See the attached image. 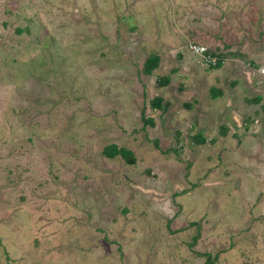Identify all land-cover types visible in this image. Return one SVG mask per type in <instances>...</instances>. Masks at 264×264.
<instances>
[{
    "label": "rangeland",
    "instance_id": "374dc122",
    "mask_svg": "<svg viewBox=\"0 0 264 264\" xmlns=\"http://www.w3.org/2000/svg\"><path fill=\"white\" fill-rule=\"evenodd\" d=\"M229 1L247 88L187 49L203 0H0V264H264V0L249 37Z\"/></svg>",
    "mask_w": 264,
    "mask_h": 264
},
{
    "label": "crops",
    "instance_id": "0c3cea01",
    "mask_svg": "<svg viewBox=\"0 0 264 264\" xmlns=\"http://www.w3.org/2000/svg\"><path fill=\"white\" fill-rule=\"evenodd\" d=\"M214 1V0H212ZM205 2V0H203V3H201V6L198 4H195V8H199L200 7H204L205 10L199 11V13H201L202 17L204 18V21L199 20L198 24H194L193 27H195V29L192 32V34H194L193 38H197L198 40H192V39H188L187 42L192 41V42H196V43H200L203 45H206L208 47H210L213 50L218 51L220 48V43H224L223 37L225 38V33L229 32L230 30H232V27H227V26H217L215 25V23H219L218 21H221V23H223L225 21V16L223 15L220 19L218 18V9L221 7L222 11H226L228 8H230V5H232L235 1L231 2L229 1L227 2H223L221 3L222 0H215L214 2ZM245 0H240V3H238L239 6V15L237 17H235V20H237V22L235 21L234 27L236 28V33H233L234 35H240V37H249V33L246 32H241V34L238 31H242L241 29L245 30L244 28L239 27L238 25H243L244 22L246 21H250L251 17H254V13L250 10L249 6L247 3H244ZM204 5V6H203ZM208 5V6H206ZM206 6V7H205ZM261 9H257L256 10V16L257 18L255 19V21L252 22V24L257 25L258 23H260L261 17L264 16V10L261 12ZM212 13V14H211ZM204 15V16H203ZM228 16V15H227ZM247 18V19H246ZM191 27V28H193ZM219 28L221 30H215L216 28ZM223 28V29H222ZM247 28H250V26H247ZM238 32V33H237ZM262 32V30H261ZM244 41V40H243ZM242 42V41H241ZM247 42H245V44H243V48L244 45H246ZM240 42L238 41V44L236 46V44H232V43H225V46H223L222 48L225 47V49L228 51L227 53H224V50L222 51L223 53V57H224V61L222 62V65L220 67H222L225 63L229 62L230 64V68H231V76H233L234 78H230L229 82L231 85L236 83V78H240L242 81H244L243 85L249 86L251 84L250 79L247 77V75H245V73L239 68L237 67V64H244V62L241 60L243 53L242 52H238L237 50L234 51L233 49L237 48L238 46H240ZM234 47L232 50H230V48ZM176 52L178 50H175ZM220 51V50H219ZM182 53V52H181ZM193 55V54H192ZM261 56V55H260ZM195 57V56H193ZM262 57V56H261ZM194 59H197L196 57ZM198 61V60H197ZM247 66H249V64H251V66H249L250 68H253L254 70H256L260 75L264 76V74L260 73L258 71V68L261 66H264V62H262L261 64H256L253 61L250 62H246L245 63ZM217 76V75H216ZM217 78V77H215ZM219 81L218 78L216 79V82ZM208 83V81L206 82ZM166 87V86H165ZM264 85L262 87V90L260 89L259 91H261L264 94ZM211 89L213 90V87H211V85L209 86V90L211 92ZM257 89H255V93H256ZM217 94L221 95L223 93L222 90H217ZM228 92H231V88H229ZM213 95H215L216 93H212ZM216 94V95H217ZM255 96V95H254ZM252 96V98L254 97ZM257 97V96H256ZM255 97V98H256ZM163 98V109L159 110L161 112H163L166 109V106L170 104L169 101H167L164 97ZM254 99H250V101L252 100L254 102ZM234 103L231 99H228V104L226 107L227 110V120L228 122L234 126V127H239L241 126V120L244 121L245 119L242 118L240 115L238 114L234 109ZM158 111V110H156ZM154 117V116H153ZM200 123V122H198ZM154 126H155V121H154ZM153 126V127H154ZM194 133H192L193 135ZM192 137V136H190Z\"/></svg>",
    "mask_w": 264,
    "mask_h": 264
},
{
    "label": "trees",
    "instance_id": "16d2710c",
    "mask_svg": "<svg viewBox=\"0 0 264 264\" xmlns=\"http://www.w3.org/2000/svg\"><path fill=\"white\" fill-rule=\"evenodd\" d=\"M206 46V45H205ZM207 47V52L212 55L215 56L217 61L215 64H209V65H205L206 68H218L222 65V62L224 61V57L222 56L224 53L222 51H216L211 49L210 47ZM223 53V54H222ZM192 54V53H191ZM197 58V57H196ZM198 60V59H197ZM161 62V56L159 54H151L147 57H145L144 61L142 62V65L140 67L141 71L146 74V75H151L155 72V70L159 67ZM200 63V62H199ZM249 66H251V64H249ZM170 82V74H161V75H157L156 79H155V86L157 88L160 87H165L169 84ZM255 100H257V98H255ZM254 100V101H255ZM149 105L151 106V108L154 110H162L163 109V98L161 95H154L150 101H149ZM146 108L147 106H143L141 111H140V117L142 119V126L146 127L147 125H152L154 126V120L152 119L153 115H149L146 113ZM192 138L195 135H191ZM194 139V138H193ZM197 143H203L205 142L204 139L200 140H196L194 139ZM105 152V154L107 156L113 157L118 153H111V150H109L107 148V146L104 148L103 150ZM124 158L126 157L125 155L123 156ZM128 159V158H127ZM134 158L130 157L129 161L130 162H134ZM191 248L193 247V243L190 244ZM203 256H205V260H204V264H214L217 256H215L214 258L211 257L210 255L207 254H203Z\"/></svg>",
    "mask_w": 264,
    "mask_h": 264
},
{
    "label": "built area",
    "instance_id": "2783aa9c",
    "mask_svg": "<svg viewBox=\"0 0 264 264\" xmlns=\"http://www.w3.org/2000/svg\"><path fill=\"white\" fill-rule=\"evenodd\" d=\"M187 49L190 53L197 57L198 61L204 66L215 64L217 61L215 56H212L207 52V47L203 44L189 41L187 42ZM259 71L264 74V66H261Z\"/></svg>",
    "mask_w": 264,
    "mask_h": 264
}]
</instances>
